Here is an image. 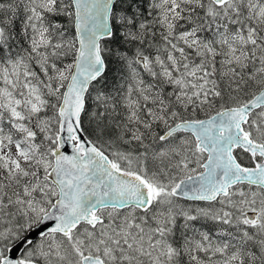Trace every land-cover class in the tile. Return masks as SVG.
<instances>
[{
  "label": "snow or ice",
  "instance_id": "obj_1",
  "mask_svg": "<svg viewBox=\"0 0 264 264\" xmlns=\"http://www.w3.org/2000/svg\"><path fill=\"white\" fill-rule=\"evenodd\" d=\"M0 264H264V0H0Z\"/></svg>",
  "mask_w": 264,
  "mask_h": 264
}]
</instances>
